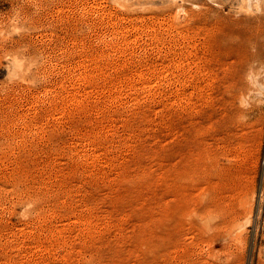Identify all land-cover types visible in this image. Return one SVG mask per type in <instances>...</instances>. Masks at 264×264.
I'll return each mask as SVG.
<instances>
[{
  "label": "rangeland",
  "instance_id": "1",
  "mask_svg": "<svg viewBox=\"0 0 264 264\" xmlns=\"http://www.w3.org/2000/svg\"><path fill=\"white\" fill-rule=\"evenodd\" d=\"M0 264H264V0H0Z\"/></svg>",
  "mask_w": 264,
  "mask_h": 264
}]
</instances>
